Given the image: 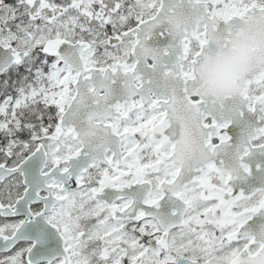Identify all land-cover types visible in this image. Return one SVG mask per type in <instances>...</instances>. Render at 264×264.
Instances as JSON below:
<instances>
[{
  "label": "snow or ice",
  "instance_id": "snow-or-ice-1",
  "mask_svg": "<svg viewBox=\"0 0 264 264\" xmlns=\"http://www.w3.org/2000/svg\"><path fill=\"white\" fill-rule=\"evenodd\" d=\"M0 264H264V0H0Z\"/></svg>",
  "mask_w": 264,
  "mask_h": 264
}]
</instances>
